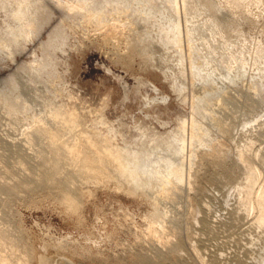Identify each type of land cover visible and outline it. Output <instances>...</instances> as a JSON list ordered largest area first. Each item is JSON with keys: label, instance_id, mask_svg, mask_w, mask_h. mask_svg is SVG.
I'll list each match as a JSON object with an SVG mask.
<instances>
[{"label": "rangeland", "instance_id": "374dc122", "mask_svg": "<svg viewBox=\"0 0 264 264\" xmlns=\"http://www.w3.org/2000/svg\"><path fill=\"white\" fill-rule=\"evenodd\" d=\"M263 214L264 0H0V264H264Z\"/></svg>", "mask_w": 264, "mask_h": 264}, {"label": "bare ground", "instance_id": "6f19581e", "mask_svg": "<svg viewBox=\"0 0 264 264\" xmlns=\"http://www.w3.org/2000/svg\"><path fill=\"white\" fill-rule=\"evenodd\" d=\"M118 166H119V169L122 171H124V169L126 168V166L123 163H120V161H118ZM134 174H135L134 171L130 172V178H132L134 176ZM173 174L176 176L177 179H179L180 170L179 169L173 170ZM258 223L260 225L264 224V214L259 218Z\"/></svg>", "mask_w": 264, "mask_h": 264}]
</instances>
